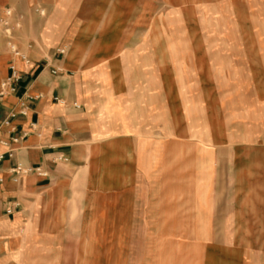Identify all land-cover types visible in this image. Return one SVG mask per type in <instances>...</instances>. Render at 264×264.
I'll use <instances>...</instances> for the list:
<instances>
[{
    "label": "crops",
    "instance_id": "crops-1",
    "mask_svg": "<svg viewBox=\"0 0 264 264\" xmlns=\"http://www.w3.org/2000/svg\"><path fill=\"white\" fill-rule=\"evenodd\" d=\"M64 56L27 65L0 38V83L11 63L21 73L17 93L0 98V264H45L25 244L56 199L47 264H264V140L242 148L199 102L184 138L166 81L153 91L145 72L135 84V66L102 59L89 91ZM19 164L48 177H16Z\"/></svg>",
    "mask_w": 264,
    "mask_h": 264
},
{
    "label": "rangeland",
    "instance_id": "rangeland-1",
    "mask_svg": "<svg viewBox=\"0 0 264 264\" xmlns=\"http://www.w3.org/2000/svg\"><path fill=\"white\" fill-rule=\"evenodd\" d=\"M1 7L22 18L14 37L29 57L49 63L66 54L89 77V91L102 59L125 60L137 72L131 82H145V72L158 91L166 81L169 108L183 110L184 138L199 102L210 110L201 112L206 122L242 148L264 140V0H0ZM51 205L54 211L40 212L39 226L28 228L25 244L45 264L63 207L60 199ZM7 253L14 257V245Z\"/></svg>",
    "mask_w": 264,
    "mask_h": 264
},
{
    "label": "built area",
    "instance_id": "built-area-1",
    "mask_svg": "<svg viewBox=\"0 0 264 264\" xmlns=\"http://www.w3.org/2000/svg\"><path fill=\"white\" fill-rule=\"evenodd\" d=\"M21 20L22 18L19 17L12 8H5L2 11V15L0 17V37H4V39L6 40L7 48L14 58H18L27 65H29L31 61L28 55L18 48L14 37L16 30L21 27ZM60 54L64 55L65 51H61ZM44 64L46 67L49 65L48 59H45ZM59 72H61L59 69H52V73L54 75H57ZM20 80V71H18L16 66L11 63L9 76L0 83V98H4L8 95H13L17 93V84L20 82ZM55 101L60 102L58 98H56ZM22 107L24 108V105H22ZM75 107L79 108L77 104H75ZM10 117L14 118L15 115L11 114ZM10 157H12V155H10ZM3 159L4 155L0 154V161H2ZM13 174L16 177L25 176L29 174H36L44 178L48 177V173L44 171L41 167L31 168L24 167L20 164L13 169ZM7 213L11 214L12 209H9Z\"/></svg>",
    "mask_w": 264,
    "mask_h": 264
}]
</instances>
